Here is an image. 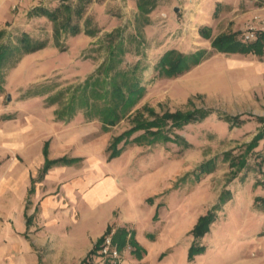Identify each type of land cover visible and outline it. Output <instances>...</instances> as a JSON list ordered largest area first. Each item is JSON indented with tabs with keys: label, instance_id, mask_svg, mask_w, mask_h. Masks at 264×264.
I'll use <instances>...</instances> for the list:
<instances>
[{
	"label": "rangeland",
	"instance_id": "1",
	"mask_svg": "<svg viewBox=\"0 0 264 264\" xmlns=\"http://www.w3.org/2000/svg\"><path fill=\"white\" fill-rule=\"evenodd\" d=\"M193 1L145 0L147 7L154 5L146 17L136 0H0V48L15 46L22 33L45 44L27 53L11 49L0 63V165L17 164L12 173L31 171L26 205L35 214L26 216L25 209L28 224L20 222L16 192L4 195L0 210L13 219L14 224L5 220L6 231L10 225L25 228L18 238L26 240L28 227L39 229L34 239L45 247L8 255L12 264L77 262L112 230L131 245L123 264H220L229 252L231 258L249 255L252 242L264 238V208L253 205L255 196L264 197V135L244 154L264 128V120H258L264 119V64L257 63L261 58H211L212 38L237 32V39L252 42L246 34L256 36L264 20L245 22L250 8L244 0L240 7L232 0H207L198 14L202 1ZM37 6L60 8L56 27L66 21L70 7V23L80 32L55 34L53 22L30 15ZM170 50L204 57L168 77L157 65ZM248 67L256 75L247 74ZM116 68L129 69L144 92L105 131L98 118L87 117L79 100L71 104V95L89 77L108 79ZM194 109L211 112L176 130L184 142H118L114 147L120 151L113 155L112 137L133 126L137 112L150 121L164 112ZM220 114L242 116L228 123ZM5 118L12 121L3 123ZM20 132L29 137L21 141ZM241 157L246 160L242 168L231 165ZM206 162L209 172L201 173ZM227 190L231 199L220 205L208 231L195 237L199 217L226 198ZM48 206L52 212L44 215ZM191 246L201 250L190 253ZM6 251L0 249V264H6Z\"/></svg>",
	"mask_w": 264,
	"mask_h": 264
},
{
	"label": "trees",
	"instance_id": "2",
	"mask_svg": "<svg viewBox=\"0 0 264 264\" xmlns=\"http://www.w3.org/2000/svg\"><path fill=\"white\" fill-rule=\"evenodd\" d=\"M136 8L140 14L148 17L149 13L154 9V5L147 7L145 0H136ZM65 11L66 21L62 23L61 27H56V21L60 14L59 7H56L54 10H46L43 8V6H37L33 8L30 15L44 16L53 22V30L55 34H59V32H66L67 30L71 33L80 32L78 24L71 25L70 23L73 12L72 9L70 7H66ZM74 13L76 17H81L80 10H76ZM87 22H89V20H87ZM1 33H3V30H0V34ZM84 33L89 36H93L95 31L84 30ZM200 35L206 39L210 38V34L205 31H201ZM44 46V42L32 40L26 33H22V36L15 46H2L0 48V63L4 59L1 57H3L7 51L15 49L16 47H18L22 53H27L38 50ZM211 46L213 47L214 51L220 53H255L260 55L264 51V33H258L252 42H243L242 40L237 39V32L222 33L211 39ZM175 52V50H170L160 59L157 65L159 67L160 74L164 73L163 75L168 77L176 76L183 71L188 70L190 66L196 65L200 61V57H204L201 55V53L199 55H186L180 52ZM173 54L175 56H172ZM116 69L117 70H114L112 75L108 73V79L107 76L103 78H96L94 76L89 77L86 79L84 87H82L80 91L75 89L74 93L71 95V104H74L79 100L81 103L80 106L86 110L87 117L89 119L98 118L105 131H107L110 126L121 120V118L126 115L127 111L131 109L141 98L144 92V88L140 86L138 79L133 76L129 69ZM97 86H100V88L98 89ZM100 89L101 93L99 94L97 91ZM3 90L2 84H0V95ZM77 92H79L78 97L75 95ZM208 112H211V110L194 109L193 111H187L185 113L179 111L164 112L162 115H155L153 120L150 121L144 120L143 116L137 112L133 119V126L124 130L119 135L112 137L111 144L113 146V155L118 154L120 151V149H115L114 147V145L118 142H121L123 146L131 142H136L137 144L142 145L153 144L155 142H170L180 144L183 139L176 133V130L181 129L185 124L202 119ZM220 116L224 121L230 123L232 121H239L242 115L240 114L230 117L222 116L220 114ZM258 120L263 121L264 119L258 117ZM240 123L241 122H239V124ZM263 135L264 128L259 130L253 139L245 145L244 154L252 151L257 146L258 141L263 137ZM245 163V158L241 157L238 161L231 162V165L242 168ZM208 172L209 162H206L205 164L201 165V173ZM258 184L259 183H255V185ZM226 195V198H220L219 204L215 205L212 210L207 211L204 216L199 217L198 223L192 231V234L195 237L201 236L208 231L209 224L214 220L215 212L219 209L220 205H223L225 202L231 199L230 191L227 190ZM253 205L256 208L259 206L264 208V197L255 196L253 198ZM113 238L114 241L118 243L120 248L124 246L125 243L120 242L115 234ZM100 240L101 239H99L95 244V247L89 251V254H91L96 249ZM198 250H201V248L194 249L191 246L190 253Z\"/></svg>",
	"mask_w": 264,
	"mask_h": 264
},
{
	"label": "crops",
	"instance_id": "3",
	"mask_svg": "<svg viewBox=\"0 0 264 264\" xmlns=\"http://www.w3.org/2000/svg\"><path fill=\"white\" fill-rule=\"evenodd\" d=\"M37 1V0H34ZM202 2L199 4L198 6V10L196 12V14L200 13L202 6L207 2V0H201ZM186 2L188 4L193 3V0H186ZM244 3H246L247 7L250 8L249 11H247L248 13V17H246L245 22H247V20H251L253 18L256 17V21L259 20H264V0H258L257 4H254V2H250L249 0H244ZM232 5L233 6H241V2L239 0V3L237 2V4H233V0H232ZM246 14V13H245ZM259 14V15H256ZM147 26V25H146ZM145 29L148 27H151L150 23L149 25L146 27ZM83 32V31H82ZM211 58H261L262 60H257L259 64L263 65L264 64V51L259 55V54H255V53H247V54H241V53H220V52H214V55ZM252 68L248 67L245 68V71L248 72L251 71ZM251 75L255 74V71L252 70ZM249 73V75H250ZM262 73L261 78H264V72H260ZM256 75V74H255ZM4 107V106H3ZM2 105H1V98H0V109H3ZM3 123L6 122H10L12 121L11 118H5L2 120ZM27 132H20V140L22 141V139H27L29 136L26 134ZM5 134H10V132H5ZM22 144V142H21ZM23 146L20 147V149H22ZM24 148V147H23ZM21 152V150H20ZM7 163V161L5 162ZM17 164H4L1 163L0 165V200L3 202L4 200V195L6 194H10L12 195L13 193H17V202H16V206H17V212L19 213L20 216V222H22L25 225H27L28 223L25 222V209H26V216L31 215L33 213V209L31 208H27V203L28 200H26V194L29 191V188L27 187V181L30 178V176L32 175L31 171L28 169H25L23 171L18 170V172L12 173V171L15 169V166ZM25 185V187L23 186ZM40 202V201H38ZM33 203H37V200L33 201ZM44 204V203H43ZM45 205V204H44ZM46 205H49L46 203ZM43 206V205H42ZM0 207H2L0 205ZM52 207V206H51ZM39 213H38V217L40 215H42L41 208L39 207ZM49 206L46 207V209L44 210V215H50L52 211H48ZM35 214V213H33ZM32 214V215H33ZM8 220L9 222H11L10 224H14L13 223V219H11V213L4 211V208H2V210H0V240L1 242H3V246L0 249H7V251L4 253V259H6V264H8L9 262L12 264L13 261V257L11 258H7L8 255H19L20 252L22 251H29L32 250V248L36 249L37 251L42 252L44 250L45 247H41L43 246V244H41L40 246L38 245L37 241H35L34 238H36L34 236V234L39 231V229H36L35 231L31 228L28 227L26 230V234H27V238L26 240L18 238L19 235H21L19 233L20 230H24L20 229L19 227H15L14 225L13 227L10 225V232L6 231V224H5V220ZM45 239V238H44ZM50 238H47L46 240H49ZM250 239H253V237H251ZM254 244V251H252L249 255H239L236 257H230V252L228 253L227 258H223L222 262L220 264H264V238L260 239L259 241L252 242ZM92 246L87 247L82 255L80 256V258L78 259L77 262H74L73 259L69 258L68 260H64L61 261L59 263L56 264H81L82 260H84L85 256L87 255V253L91 250ZM128 253V252H127ZM1 254V252H0ZM227 255V254H226ZM1 256V255H0Z\"/></svg>",
	"mask_w": 264,
	"mask_h": 264
},
{
	"label": "built area",
	"instance_id": "4",
	"mask_svg": "<svg viewBox=\"0 0 264 264\" xmlns=\"http://www.w3.org/2000/svg\"><path fill=\"white\" fill-rule=\"evenodd\" d=\"M253 29V27H251ZM258 33H264V25ZM257 33V34H258ZM257 36V35H256ZM254 33L246 34V39L256 38ZM243 42H246L243 40ZM114 231L102 236L96 249L87 255L83 264H123L124 255L130 251V245L125 243L122 248L114 241Z\"/></svg>",
	"mask_w": 264,
	"mask_h": 264
},
{
	"label": "water",
	"instance_id": "5",
	"mask_svg": "<svg viewBox=\"0 0 264 264\" xmlns=\"http://www.w3.org/2000/svg\"><path fill=\"white\" fill-rule=\"evenodd\" d=\"M9 97V96H8Z\"/></svg>",
	"mask_w": 264,
	"mask_h": 264
}]
</instances>
